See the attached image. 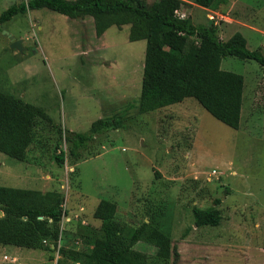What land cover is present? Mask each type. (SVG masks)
I'll use <instances>...</instances> for the list:
<instances>
[{
  "label": "rangeland",
  "instance_id": "obj_1",
  "mask_svg": "<svg viewBox=\"0 0 264 264\" xmlns=\"http://www.w3.org/2000/svg\"><path fill=\"white\" fill-rule=\"evenodd\" d=\"M26 1L0 0V15ZM187 1L182 9L195 25L235 19L248 48L264 55V34L243 28L264 33V0H224L208 10ZM130 31V25L112 27L98 37L92 18L71 20L49 10L19 14L3 25L0 90L42 107L53 125L37 128L26 162L0 152V186L60 192L69 218L61 222L55 251L0 244V264H57L64 250H91L92 242L75 236L84 237L86 228L101 230L94 213L102 200L117 204L116 220L127 229L149 223L171 237L179 255L169 260H161L152 244L135 246L133 256L142 253L147 264H264L262 67L231 56L222 62L224 71L245 79L239 130L194 99L141 114L147 41L131 42ZM14 41L22 52L11 48ZM118 116L123 128L97 137L78 162L54 127L87 133L99 119ZM62 150L66 161L60 167ZM194 207H217L221 225L198 228Z\"/></svg>",
  "mask_w": 264,
  "mask_h": 264
},
{
  "label": "trees",
  "instance_id": "obj_2",
  "mask_svg": "<svg viewBox=\"0 0 264 264\" xmlns=\"http://www.w3.org/2000/svg\"><path fill=\"white\" fill-rule=\"evenodd\" d=\"M224 0H195L193 5L210 9ZM183 0H158L149 5L145 0H27L12 5L0 15L3 25L19 14L49 10L71 20L92 18L98 37L110 28L131 26V42L146 40V57L138 109L141 114L181 104L194 99L215 119L239 130L244 107L245 79L224 71L227 57L251 60L260 64L264 76V55L251 51L241 33L228 41L220 38V26L215 20L207 25H195L183 10ZM185 12V10H183ZM52 118L42 107L26 103L15 95L0 90V152L11 159L26 162L36 141L37 128ZM122 116L102 118L94 122L87 133L62 130L54 125L59 137L69 149L70 158L80 161L97 137L123 128ZM60 167L66 161L64 150L56 157ZM65 196L60 192H42L0 186V244L33 250L55 251L65 213ZM219 204V200L216 201ZM118 206L102 200L95 213L101 230L86 228L76 241L92 242L87 252L63 251L57 264H147L146 256L133 249L141 242L154 245L161 260L178 257L171 237L149 223L137 229L116 220ZM69 214V212L67 211ZM196 226L219 227L221 210L193 208ZM80 230V228H79ZM83 238V239H82ZM131 255V256H130Z\"/></svg>",
  "mask_w": 264,
  "mask_h": 264
},
{
  "label": "crops",
  "instance_id": "obj_3",
  "mask_svg": "<svg viewBox=\"0 0 264 264\" xmlns=\"http://www.w3.org/2000/svg\"><path fill=\"white\" fill-rule=\"evenodd\" d=\"M184 2H186L187 4H190L189 3V1H187V0H183ZM191 5H193V4H191ZM204 9V8H203ZM206 10H208V9H206ZM224 18H226V19H228L227 21H226V24L224 25H220V23L218 22V25L220 26V33H219V35H220V38L223 40V41H228L235 33H238V30H236L237 29V25L239 26V23L237 22V20H235V19H232V18H230V20H229V18H227V17H224ZM235 28V29H232V28ZM243 28H245V29H250V30H252V31H254V32H257V33H262V34H264L262 31H260L256 26H243ZM238 29H240V28H238ZM239 33H241V32H239ZM241 34H243V33H241ZM244 35V34H243ZM248 42V41H247Z\"/></svg>",
  "mask_w": 264,
  "mask_h": 264
},
{
  "label": "built area",
  "instance_id": "obj_4",
  "mask_svg": "<svg viewBox=\"0 0 264 264\" xmlns=\"http://www.w3.org/2000/svg\"><path fill=\"white\" fill-rule=\"evenodd\" d=\"M176 13L181 17V18H186L187 17V15H186V13L183 11V10H178V11H176ZM215 18H213V20H214ZM69 218V216H68V213H67V211L65 210V213H64V216H63V220H65V219H68ZM62 241V234L60 235V237H59V241H58V244L60 245V242ZM5 259H8V257H5Z\"/></svg>",
  "mask_w": 264,
  "mask_h": 264
},
{
  "label": "water",
  "instance_id": "obj_5",
  "mask_svg": "<svg viewBox=\"0 0 264 264\" xmlns=\"http://www.w3.org/2000/svg\"><path fill=\"white\" fill-rule=\"evenodd\" d=\"M11 48L14 49V50H18V51H20V52L23 51V47H22L20 41H14V42L11 44Z\"/></svg>",
  "mask_w": 264,
  "mask_h": 264
}]
</instances>
